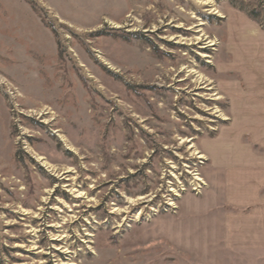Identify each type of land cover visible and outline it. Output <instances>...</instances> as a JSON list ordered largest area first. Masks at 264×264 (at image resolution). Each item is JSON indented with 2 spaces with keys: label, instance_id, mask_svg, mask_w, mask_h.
Here are the masks:
<instances>
[{
  "label": "rangeland",
  "instance_id": "374dc122",
  "mask_svg": "<svg viewBox=\"0 0 264 264\" xmlns=\"http://www.w3.org/2000/svg\"><path fill=\"white\" fill-rule=\"evenodd\" d=\"M262 25L264 0H0V264H264L224 245L203 149Z\"/></svg>",
  "mask_w": 264,
  "mask_h": 264
},
{
  "label": "crops",
  "instance_id": "0c3cea01",
  "mask_svg": "<svg viewBox=\"0 0 264 264\" xmlns=\"http://www.w3.org/2000/svg\"><path fill=\"white\" fill-rule=\"evenodd\" d=\"M248 66L244 87L224 85L232 120L203 149L222 175L224 245L264 249V68Z\"/></svg>",
  "mask_w": 264,
  "mask_h": 264
},
{
  "label": "bare ground",
  "instance_id": "6f19581e",
  "mask_svg": "<svg viewBox=\"0 0 264 264\" xmlns=\"http://www.w3.org/2000/svg\"><path fill=\"white\" fill-rule=\"evenodd\" d=\"M197 39H199V38H197ZM211 44H213V43H211ZM187 142V141H186ZM200 157V156H199ZM39 159H41V158H39ZM46 165H44V166H47V167H49L50 165H48L47 163H45ZM196 176H195V179H196V181H202V179H201V177L199 176V175H197V174H195ZM72 191H74V192H76L77 193V195H76V197H82L83 196V193L82 192H79V191H76L75 189L74 190H72ZM144 197L143 196H139V197H137L136 199H132L131 201L132 202H138L139 200H141V199H143ZM130 201V202H131ZM170 205H173L172 203H169ZM139 215H140V213H139ZM68 252V251H67ZM67 264H72L71 262H69V263H67Z\"/></svg>",
  "mask_w": 264,
  "mask_h": 264
},
{
  "label": "trees",
  "instance_id": "16d2710c",
  "mask_svg": "<svg viewBox=\"0 0 264 264\" xmlns=\"http://www.w3.org/2000/svg\"><path fill=\"white\" fill-rule=\"evenodd\" d=\"M248 16L253 19L254 21H257L260 15V11L252 9L250 11H247ZM264 27V25H262Z\"/></svg>",
  "mask_w": 264,
  "mask_h": 264
}]
</instances>
